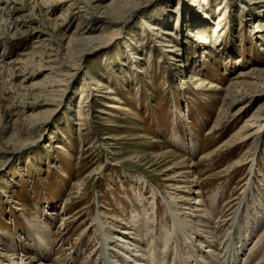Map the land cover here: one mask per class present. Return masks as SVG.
Returning a JSON list of instances; mask_svg holds the SVG:
<instances>
[{"label": "rangeland", "instance_id": "1", "mask_svg": "<svg viewBox=\"0 0 264 264\" xmlns=\"http://www.w3.org/2000/svg\"><path fill=\"white\" fill-rule=\"evenodd\" d=\"M198 195L220 262L264 264V0H0V264H104L124 230L199 264Z\"/></svg>", "mask_w": 264, "mask_h": 264}, {"label": "bare ground", "instance_id": "2", "mask_svg": "<svg viewBox=\"0 0 264 264\" xmlns=\"http://www.w3.org/2000/svg\"><path fill=\"white\" fill-rule=\"evenodd\" d=\"M3 1V0H1ZM148 28L149 30H157L158 28L155 26V25H148ZM166 33V32H165ZM168 34V33H167ZM166 46H170L172 47L173 45L171 44H168ZM168 51H172V49H166ZM72 69V73H73V70L76 69V67H69ZM72 75V74H69V76ZM68 76V75H67ZM94 86L96 87H102L101 83L98 82V81H94ZM93 88V87H92ZM107 92H112V90H109ZM114 98V100H117L115 97H112ZM109 106H112V107H117L116 105L114 104H109ZM123 112L124 111H127L128 109L125 108V107H121ZM178 143V142H177ZM64 151V150H63ZM188 172V171H187ZM190 172V171H189ZM199 193V192H198ZM199 195L196 197V200H195V204L197 205L196 207H194L193 209H190V206L186 205L184 208L183 211H181L179 213L180 216L186 214V217L187 216H191V212H198L200 211L199 209V206L202 205V199L200 200L199 199ZM201 198V197H200ZM212 200V199H211ZM166 201V200H164ZM213 201V200H212ZM167 203L169 206H171L172 208L176 209L175 208V204H173L170 200H167ZM213 203V202H212ZM246 203V199L243 200L241 203L238 202V206L236 207L235 211H234V215H233V221L231 222V225L234 223L235 219L239 220V215L240 214V209L239 207H241V209L244 207ZM206 204V203H205ZM212 205V204H211ZM178 206V205H177ZM213 206V205H212ZM192 207V206H191ZM205 207V206H204ZM171 208V209H172ZM203 208V207H202ZM211 208V207H210ZM205 209V208H203ZM206 209H208L206 207ZM173 210V209H172ZM180 210V209H179ZM193 210V211H192ZM172 212V211H171ZM209 212V211H208ZM236 212H238V214L236 215ZM261 212V211H260ZM175 213V212H174ZM195 216L197 217H200L199 220H196V221H193V220H190L192 218H189V226L187 227V229H185L186 231L189 232V236L187 237L188 241H186L188 244L186 245H189V249L192 250V253L195 254V258L197 261H199L200 263L199 264H222L220 261V258H219V253H220V245H221V228H224V226L226 225V222H224V224L221 226H219V228L217 229H213L212 226L208 223L209 221V215L206 213V215H199V213H196ZM212 216V215H211ZM176 218V217H175ZM179 219H184L185 220V217L183 218H179ZM39 219H36V220H33V224H34V227L37 229V232L40 234V238L42 239L43 237H46L47 235V229H45L44 226H42L40 223H39ZM132 225H134L135 229H138V225L139 223H137L136 221H132ZM176 223V222H175ZM182 223V222H181ZM177 224V223H176ZM180 224V223H179ZM218 225V224H217ZM128 227V226H127ZM177 227V226H176ZM229 227V226H228ZM236 227V226H235ZM182 229V228H180ZM236 230V229H235ZM249 231V230H248ZM183 232V231H182ZM252 232H254V229H252ZM178 233V232H177ZM191 234H196L195 237H192L190 236ZM240 234V233H239ZM252 234V233H251ZM121 237H124V240H122V242H125L129 245V247L127 246H122L121 249L122 250H125L126 253H128V255H132L133 258H130V256L128 257L127 254L125 253V255L122 253V252H119V251H116L114 250V248L112 246H109L111 245L114 241L113 238H111L110 236H105L103 237L102 240V245H99L98 246V258L100 259V261H104V264H113L114 262L111 260V253H113L114 255V259L119 256H124L123 259L125 260L126 263H131L132 261H137L138 263H133V264H141L140 262H149L150 261H154L157 260V255L156 253L153 254V249H155V246H153L152 243H150L146 238H142L143 236H140L141 234L139 233L138 235L137 234H134L133 231L131 230H124L121 232ZM182 235H185L187 236V234L183 233ZM163 240H164V248H166L165 246V243L166 241H170L172 238L171 236H163L161 234ZM174 237V236H173ZM179 237V236H177ZM177 237L175 238L174 237V241L176 242V244L179 246V244L177 243L178 239ZM159 236L157 237V240L155 243H158L159 242ZM171 238V239H170ZM202 238V239H201ZM170 239V240H169ZM259 239V238H258ZM242 240V239H240ZM47 242V241H45ZM146 243L147 245L149 244H152V245H149V247H151V249H148V251L146 250V248H143V246L141 247L140 244L142 243ZM173 243V242H172ZM182 243V242H181ZM243 243V242H242ZM124 245V244H123ZM163 245V244H162ZM241 244H237L236 245V252L239 253L241 252V247L242 245H244V243L240 246ZM258 245V242H256V246ZM170 245L167 246V248L169 247ZM254 246L252 249H250V252L249 254L247 255V259L244 260L243 264H252L254 262V256L256 255L257 253V247ZM45 247V246H44ZM240 247V248H239ZM256 247V248H255ZM47 249V247H45ZM153 248V249H152ZM166 248V249H167ZM43 246L42 247H39V250H41L39 252V256L38 257H33V258H25V261L27 260V264H37L38 260L41 259H45L46 258V254H42L43 253ZM44 249V250H46ZM165 249V250H166ZM180 250V247L178 248ZM49 250V249H48ZM51 250V248H50ZM114 250V251H113ZM165 255L164 257H166V255L168 254V250L165 251ZM155 251V250H154ZM252 251V252H251ZM46 252V251H45ZM131 252H136V254H132ZM151 252V255L150 258L148 256V254ZM191 252V251H190ZM200 254H198V253ZM117 253V254H116ZM50 254V251L49 253ZM180 255V254H179ZM110 257V259L108 258ZM163 257V258H164ZM37 258V259H36ZM166 259V258H165ZM163 259V263L162 264H169V263H165ZM22 260V259H21ZM124 262V263H125ZM232 261H229L227 262V260L223 259V263L224 264H230ZM260 262V261H259ZM263 262V261H262ZM154 263V262H153ZM173 263V262H172ZM171 263V264H172ZM235 263V260L232 264ZM23 264V263H21ZM67 264V263H66ZM260 264V263H259Z\"/></svg>", "mask_w": 264, "mask_h": 264}]
</instances>
